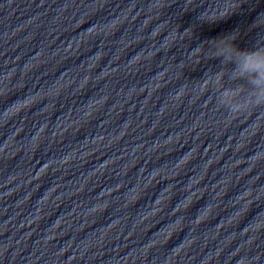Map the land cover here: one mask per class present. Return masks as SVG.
Listing matches in <instances>:
<instances>
[{
	"label": "clouds",
	"instance_id": "9594fccd",
	"mask_svg": "<svg viewBox=\"0 0 264 264\" xmlns=\"http://www.w3.org/2000/svg\"><path fill=\"white\" fill-rule=\"evenodd\" d=\"M229 35L210 42L206 55L221 58L225 67L210 75L216 102L229 113L264 107V46L241 50ZM234 65L228 68L227 65Z\"/></svg>",
	"mask_w": 264,
	"mask_h": 264
}]
</instances>
